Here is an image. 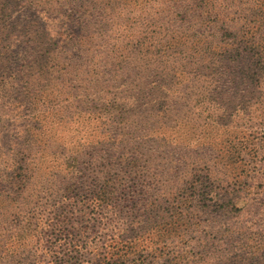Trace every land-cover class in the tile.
<instances>
[{"label":"rangeland","instance_id":"rangeland-1","mask_svg":"<svg viewBox=\"0 0 264 264\" xmlns=\"http://www.w3.org/2000/svg\"><path fill=\"white\" fill-rule=\"evenodd\" d=\"M8 1L0 264H264V77H247L241 0H216L223 31L175 0ZM96 178L113 207L79 202Z\"/></svg>","mask_w":264,"mask_h":264},{"label":"trees","instance_id":"trees-1","mask_svg":"<svg viewBox=\"0 0 264 264\" xmlns=\"http://www.w3.org/2000/svg\"><path fill=\"white\" fill-rule=\"evenodd\" d=\"M178 2H181L182 5H184V9L182 10L186 12L191 11L192 9H197L198 11L211 14V16L217 20L215 24L216 28H218L219 31L224 30V23L221 24V20L219 19V12L217 11L218 4H216V0H175L174 3ZM7 4L13 12L18 11L20 8L16 0H10ZM5 7L4 4L3 12L7 11ZM33 8V5H30V7L28 5L24 7V9H28L29 12H31L30 14H32ZM240 10H243L244 13V17L241 21L243 23V28L246 29V37L250 39L248 43L253 48H251V50L254 53L255 58L251 64L252 67L247 77L251 81L253 80L254 83H258L259 78L264 77V0H241ZM10 16L12 17L11 14ZM251 18H254V20L250 21ZM255 21H258L261 24L258 28L256 24H253ZM217 38H219V36ZM243 39H245V37H243ZM243 41H247V39L242 40V42ZM210 43L211 45L213 44L212 42ZM261 44H263V46ZM112 181L113 178H105V180L96 178L95 180H92L88 184L89 186L86 191V197L81 201L79 200V202L90 205L95 210H104L113 207L114 203H111L113 202L112 195L118 193L115 192L116 187L113 186L116 182ZM164 219L165 218H162L161 221H164Z\"/></svg>","mask_w":264,"mask_h":264}]
</instances>
